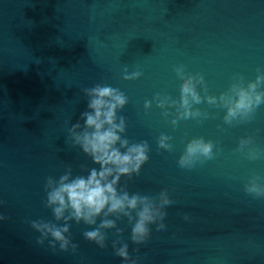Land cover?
<instances>
[{
  "label": "water",
  "instance_id": "water-1",
  "mask_svg": "<svg viewBox=\"0 0 264 264\" xmlns=\"http://www.w3.org/2000/svg\"><path fill=\"white\" fill-rule=\"evenodd\" d=\"M125 70L142 74L125 79ZM258 72L264 0H0V264H121L113 241L126 242L136 264H264V197L244 190L253 174L264 180V103L250 119L227 123L226 109L204 99ZM187 73L203 77L201 101L192 104L199 115L173 121ZM97 83L127 96L117 111L121 135L148 146L139 172L122 175L118 188L164 189L171 202L163 206L165 227L151 219L139 242L123 214H110L116 224L102 229L103 248L83 236L102 216L96 224L69 219L65 235L77 247L62 250L31 222L65 223L46 205L49 177L99 167L69 132L83 123V89ZM157 94L168 97L163 106ZM162 131L167 147L158 143ZM195 136L213 142L214 156L181 167L178 157ZM245 136L261 151L255 159L238 148Z\"/></svg>",
  "mask_w": 264,
  "mask_h": 264
},
{
  "label": "clouds",
  "instance_id": "clouds-1",
  "mask_svg": "<svg viewBox=\"0 0 264 264\" xmlns=\"http://www.w3.org/2000/svg\"><path fill=\"white\" fill-rule=\"evenodd\" d=\"M176 70L180 73L185 71L179 64L176 65ZM141 74L139 70L132 72L125 70L123 73L125 79H135ZM262 81L264 72H258L255 80L248 81L246 85L236 78L227 92H221L219 97L206 95L204 99L210 104L219 103L226 109L223 118L227 123L247 120L251 118L257 106L264 103V90H258V85ZM197 83H203V77L199 74L187 73L180 80L177 104L179 111L173 113V121L180 117L199 115V110L192 108L193 103L201 101ZM83 92L87 96V108L80 113L83 123L78 120L69 132L73 143L78 144L99 167L89 168L87 175L72 176L70 172H65L58 180L49 177L45 185L46 205L51 207L57 221L64 220L65 223L33 220L32 226L41 233V237L50 235L52 237L50 243L59 242L62 250H67L70 244L75 250L76 244L71 243L69 237L65 235L69 231L66 221L75 219L77 222L83 220L87 224H96V217L102 216L99 225L84 231L83 236L103 248L105 233L102 229L113 228L116 224L114 219L109 218L110 214H123L131 220V239L133 242H139L148 233V222L151 219L159 221L158 228L165 227L163 206L171 202L170 197L164 189H159L155 193L144 190L129 194L126 189L118 188L122 175L130 176L139 172L141 165L148 158L147 143L129 142L121 135L126 125L124 117L118 116L117 111L127 103L128 98L120 89L97 83L84 88ZM167 99V96L157 94V102L161 106ZM150 103L145 101V107H149ZM157 139L160 145L165 147L170 145L163 131ZM213 147L211 140L201 136L192 137L186 143L177 163L181 167H192L202 158H212ZM238 148L246 149L245 154L249 159L261 155V151L253 145L250 136L241 137ZM244 190L255 197H264V180L258 174H253L245 183ZM132 210H135L134 217L131 214ZM119 231L120 229H117V232ZM113 249L115 254L121 257V264H136L126 242H119L117 247V241H113Z\"/></svg>",
  "mask_w": 264,
  "mask_h": 264
}]
</instances>
